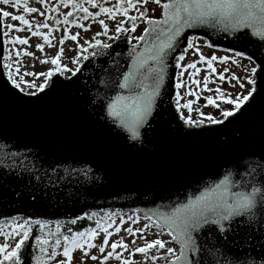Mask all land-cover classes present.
I'll return each instance as SVG.
<instances>
[{
    "label": "snow or ice",
    "instance_id": "6c2138e0",
    "mask_svg": "<svg viewBox=\"0 0 264 264\" xmlns=\"http://www.w3.org/2000/svg\"><path fill=\"white\" fill-rule=\"evenodd\" d=\"M148 2L149 0H115L113 5L108 6L106 0H54V3L52 0H38L39 7H30L28 0H0V5L22 10L17 14L0 10V37L3 38L0 39V51L5 54V60L11 57L9 49L3 45L29 44L27 36L10 35L11 32L18 33L25 28L32 37H38L43 41V43L34 45L39 52H43L45 45L53 46L51 41L55 39L54 32H61L59 45L63 46L66 41H71L75 46V56L70 58L71 64L75 66L73 69L61 65L60 58L65 49L60 47L50 58L39 61L41 64L51 63L52 67L45 71H25L23 75H20L22 65L17 62L15 69L11 64H4L3 68L6 71L0 72V75L7 78L12 88L33 98L35 102L38 93L47 95L60 87H71L78 83L77 71L80 70V64L83 61H89L90 56L94 57L97 54L109 56L115 72L114 75H108L106 80L101 79L100 83L113 94L105 98L101 119L106 120L108 125L114 126L133 146L143 144L141 130L151 127L155 98L159 95L160 85L165 80L169 57L172 58L174 67L181 69L172 77L175 80L172 84L175 90L183 88L185 94L192 97H196L201 90L200 87H196L200 81L195 78L201 72V67H198L194 61L181 64L185 61V53L191 51L198 57L199 64L205 66L203 90L205 92L214 91V96L203 97L205 101L203 106L210 105L213 108H219L216 101H224L230 105L229 108L220 110L222 119L207 115L206 119L210 125L227 126L255 105L258 98L264 99V0H166L163 3L161 0H151L152 4L161 8L159 19L148 15L150 11L146 6ZM46 4L47 8H45ZM85 4L98 11H89ZM61 7L65 9L64 12H60ZM130 12L134 14L130 15ZM48 13H59V18ZM25 14H39L42 20H36L34 16L31 19L26 18ZM76 14L80 15L73 18ZM101 16L103 18L98 19ZM5 18L18 22V25L6 24ZM106 20L112 22L111 35H109L110 28ZM45 21H54V25ZM84 22L97 23L101 31L96 32L90 38L83 39L81 43L80 32L71 33L69 29L74 26L84 32L90 31ZM138 22H142L145 26L139 35L133 36L132 33L137 30ZM60 25L64 27L61 29ZM197 25L216 28L237 42L248 40L252 43L249 37H259L260 43L255 45L253 53L247 52L246 49H227L229 52H234L235 57L246 59L252 65L250 68H245L247 88L235 74L226 76L229 72L228 67H224L222 71H217L214 67L215 61L231 60V63L236 65V59L229 56H205L201 53L198 44L194 43L196 37L187 33L181 37L185 28L194 29ZM101 35L106 36L112 42H127L129 50L125 59L127 60L130 56V62H127L128 70H122L119 59H117L121 53L117 52L113 57L109 52L113 45L97 38ZM137 45H142L139 52L135 50ZM204 45L212 46L207 39L204 40ZM89 48L92 49L91 52L88 51ZM72 50L68 49L69 52ZM12 51L17 56L35 58L33 52L23 48L19 50L13 48ZM149 60L153 62L147 68V73L154 74L151 77L142 71ZM185 69L191 70L187 71L186 75L188 82L196 87V91H191L185 81L180 79L185 74ZM112 70L110 68L109 72ZM14 72L17 78H14ZM65 72L70 75L65 76ZM209 73L215 75L222 83L230 84L235 81V85L244 89V92L231 97L221 87L209 89L207 87ZM53 75L57 78L52 79ZM25 76H39L43 82L36 85L26 81ZM60 77H63V81ZM73 77H76L75 81ZM141 77L152 80V85L147 90ZM25 87L33 88L34 91L25 92ZM180 100V92L176 91L174 104L177 112L183 108L187 109L189 114L194 110L197 115H204L200 112V107L192 108L195 100H186L183 104ZM95 102V100L92 101V103ZM229 117L232 119H227ZM179 119L189 129L193 127L203 129V120H193L190 115H181ZM192 134L194 133L191 131L186 133V135ZM21 155V153H12L13 157H21ZM30 163L25 155L23 158L13 160L10 168L5 167L7 171L20 168L33 173L35 183L32 178H29L28 183L15 192L17 197L30 199L33 202L41 198L42 188L52 187L62 192V185L75 181L78 175L88 177L92 172V169L86 165L83 169L64 167L62 174L60 167L52 166H49V170L40 172L30 167ZM234 175H239L240 179L234 180ZM44 196L46 198L47 193ZM168 209L167 212L159 214L162 223L156 226L162 231L151 239L147 238L148 233L145 231L148 225L135 229L129 227L121 229L119 225L114 226L115 233L123 231L136 237L135 240L130 239L127 243L123 238L110 242L109 237L113 235V232H109L103 225H98L100 231L103 232L98 245L93 243V238L98 235L96 230H90L87 236L83 233L79 235L73 233L71 241L65 236L63 238L64 247L60 253L63 259L58 260L57 264H72L74 249L81 253L78 264H84L85 257L98 261V264H105L110 259L117 260L119 264H145L147 261L151 264H157L158 261H163V264H264V150L259 153H246L240 163L226 169L211 185L206 184L199 194L186 201L169 205ZM85 215L91 219L90 214L85 213ZM81 218L76 217V219ZM17 219V217L9 218L8 224L11 231H0V236H3L4 240L0 243V264H21L19 253L25 242L29 241L27 225L30 221L13 223ZM120 223H124L123 219ZM40 226L43 227V224ZM241 233L243 243L237 244L233 239L232 247H228L227 238ZM163 235L169 239H163ZM252 239L257 241L256 245L251 244ZM10 240L11 243H9ZM36 240L39 241L40 238L37 237ZM137 241L140 243L137 244ZM40 243L43 244L46 241H40ZM56 243L58 244L59 241ZM254 247L260 248L259 255L253 253ZM93 248L98 249L102 255L98 257L90 254L89 250ZM41 251L44 250L41 249ZM134 254H140L143 259L134 261L132 259ZM56 256L57 252L53 247L51 258ZM33 259L35 264H40L37 258Z\"/></svg>",
    "mask_w": 264,
    "mask_h": 264
},
{
    "label": "water",
    "instance_id": "95a60500",
    "mask_svg": "<svg viewBox=\"0 0 264 264\" xmlns=\"http://www.w3.org/2000/svg\"><path fill=\"white\" fill-rule=\"evenodd\" d=\"M185 33L207 39L211 47L226 51L235 48L253 53L260 43L259 37H249L252 43L237 42L207 25L185 28L181 37ZM112 45L109 52L113 57L121 53L117 59L122 70H128L130 56L126 60L125 55L129 45L119 41ZM141 47L137 45L135 50L139 52ZM3 57L0 51V72H4ZM89 61L80 65L78 83L47 95L38 93L35 102L0 75V222L10 217H24L30 222L75 221L88 212L116 209L138 211L160 224L159 214L167 212L169 205L199 194L206 184L211 185L226 169L240 163L246 153L264 150V99L258 98L255 105L227 126L208 124L203 129H189L183 125L174 104L172 77L178 69L171 57L155 98L151 127L141 130L143 144L133 146L101 119L105 98L113 94L100 83L114 75L109 56L98 54L89 57ZM152 63L147 61L142 70L149 77L154 75L147 73ZM60 79L63 81V77ZM140 79L146 90L152 85L150 78ZM189 131L194 134L186 135ZM12 153L22 155L13 157ZM25 155L30 167L40 172L52 166L60 167L62 174L64 167L83 169L85 165L92 172L88 177L78 175L75 181L65 183L62 192L42 188L41 198L33 202L15 195L29 178L35 183L33 173L20 168L7 171L5 167L10 168L13 160ZM233 179L239 180L240 176L234 175ZM233 239L241 244L243 234L227 238L230 248ZM250 242L257 244L255 239ZM252 251L260 254L259 247Z\"/></svg>",
    "mask_w": 264,
    "mask_h": 264
},
{
    "label": "rangeland",
    "instance_id": "374dc122",
    "mask_svg": "<svg viewBox=\"0 0 264 264\" xmlns=\"http://www.w3.org/2000/svg\"><path fill=\"white\" fill-rule=\"evenodd\" d=\"M52 2L54 3V0H52ZM106 3L108 6H111L115 3V0H106ZM28 5L30 7H39L38 0H28ZM146 6L150 9V11L148 12V15L150 17H153L156 19L160 18L161 8L159 6L152 4L151 0H149L148 4ZM85 7H88L89 11H98V9H93L90 5H87V4H85ZM45 8H47V4L45 5ZM0 10L9 11V12H12L13 14H17L19 11H22V10L12 9L9 6H5V5H0ZM64 11H65V9L63 7H61L60 12H64ZM48 14L53 15L56 18H59V13H48ZM129 14L131 15L134 13L130 12ZM25 15H26V18H29V19H31L34 16L36 20H42V17H40L39 14H25ZM79 15L80 14H76V16H74L73 18H77ZM101 18H103V16L98 17V19H101ZM4 22L6 24L7 23H13V24L18 25V22L11 21L10 19H7V18H5ZM45 22L54 25V21H45ZM84 23L87 24V26L90 28V31L84 32L80 29L75 28L74 26L69 29V31L71 33L80 32V42L81 43H82L83 39L90 38L96 32L101 31V29L97 23H90V24H88V22H84ZM106 23L109 24V28H110L109 35H111L112 22L106 20ZM126 24H127V22H126ZM144 26L145 25L142 22H138L137 30L135 32H133L132 35L133 36L139 35L142 32V29ZM63 27H64V25H60L61 29ZM41 30L44 31V29H41ZM10 35H13V36L19 35L22 37L27 36L29 39L28 45H19V44H16V45L7 44V45H5V47H7L9 49V54H10L11 58L9 60H5L3 57V61H2L3 65L6 63L11 64L12 68L15 69L17 62H19L22 65V67L20 68V73H19L20 75H23V73L25 71L42 72V71L47 70L48 68H51L52 65L50 62L46 63V64H41L39 61L41 59L50 58L52 55L55 54V52L57 50H59L60 47H63L65 49L63 55L60 58L61 65H66L70 69H73L75 67L70 62V58L75 56L74 43L71 41H66L63 46L59 45L58 40L61 36V32H54L53 33V36L55 37V39H53L51 41L53 46L48 47L47 45H45L43 52L37 51L34 47L35 44L43 43V41L38 37H32L30 35V33L28 32L27 28H25L23 31H20L18 33L17 32H11ZM97 38L100 39L101 41L108 42L110 44L113 43L112 41H109L108 38L104 35H101ZM196 38L197 39L194 41V43L198 44V46L200 47L201 53L204 54L205 56H211V55H216L217 57L229 56V57L236 59V61H237L236 65L232 64L231 60H229V61H215L214 67H216L217 71H222L224 67H228L229 72L226 73V76H230L231 74H235L237 77L240 78L241 83H245V88L248 87V85L245 82V76H246L245 68L246 67L250 68L252 66L248 60L235 57L234 53L223 50V49L213 48L211 46L206 47L204 45L205 39L200 38V37H196ZM133 43H135V41H133ZM13 48H15L17 50L23 48L27 51H31L34 53L35 58L26 57L23 55L17 56L16 53L12 51ZM70 48L73 49L71 52L68 51V49H70ZM88 51L91 52L92 49L89 48ZM190 61L196 62L197 66L201 67V72L198 73L195 77L198 81H200V84L197 85L196 87H200L201 90L197 93L196 97L186 95L183 88L180 90H176V91L180 92V96H181L180 103L181 104H183L186 100H190V99L195 100V103L192 105V108L195 109L196 107H200V112L203 113L204 115H197V113L194 110L189 114L188 110L183 109V108L180 111V115H184V116L190 115L191 119L203 120L204 125H208V121L206 119L207 115H211L213 112H215V117H213V118L222 119V117L220 116V110L229 108L230 105H228L224 101H216V103L219 104V106H220L219 108H213L210 105L209 106H203L205 104L203 97L206 95H213L214 96V91L205 92L203 90V75H204V71H205V66H202L199 64L198 57L196 56V54L194 52H191V51H189L188 53H185V61H182L181 64L186 63V62H190ZM4 71H6V69H4ZM180 71H181V69L177 70V72H180ZM187 71H191V70L185 69L184 70L185 74L183 76H181L180 79L185 81V83L187 84L188 88L191 91H196V87H193L188 82V77L186 75ZM64 75L69 76L70 73L65 72ZM14 78H17L15 72H14ZM25 80L33 82L36 85H39L40 83L43 82L41 77H39V76H32V77L25 76ZM207 87L209 89H215L216 87H221L224 90V92L229 94L231 97H235V95L237 93H243L244 92V89H240L238 86L235 85V81H232L230 84L229 83H222L217 79V77L215 75H213L211 73H209V83H208ZM24 91L30 92V91H34V89L25 87ZM220 108H222V109H220ZM103 212H107V214L106 215L102 214ZM103 212L99 211V213H101V214L99 216H96V219L98 220V222L101 225H103L105 228H107L109 232H113V235L109 237L110 242H111V240H119V239L123 238L125 243H127L130 239L131 240L136 239L135 236H130L128 233H125L123 231H121L118 234L115 233L114 232V226H116V225H119V227L121 229H123L125 227L135 229L137 227H144L145 225H148V227L145 229V231H146V233H148L147 238H149V239L154 238L157 233H160L162 231V229H160L156 226L157 225L156 222H154L153 220H151L149 218L148 219L145 218L139 212H134V211L130 212V211H123V210H107V211H103ZM95 213H98V212H95ZM17 218L18 219L16 221H13V223H17V222L23 223L25 220H27L24 217H17ZM121 219H123V221H124L123 224L120 223ZM133 221L135 223H133ZM3 223H4V221L0 222V231H11V227H8V225H4ZM93 230H96L98 232V235L93 238V243L98 245L102 236H103V232L100 231L99 227H97L96 229H93ZM89 231L90 230L88 229V230H85V231L80 232V233H83L84 236H87ZM80 233H78V235ZM137 235H140V233H137ZM46 238H48V236H46ZM162 238L165 240L169 239L166 235H163ZM57 241H59L58 244L56 243ZM3 242H4L3 236H0V243H3ZM11 242L12 241L10 240L9 243H11ZM54 243L55 244L49 250L48 264H57L58 260L63 259V257L60 255V253L62 252V249L64 247V240L60 236H57L55 238ZM139 243L140 242L137 241V244H139ZM169 246H172V245H169ZM53 247H55V250L57 252V256L54 258H51V252L53 250ZM89 251H90V254L97 255L98 257L102 255L98 252V249H96V248L90 249ZM80 256H81L80 251L74 249V259L72 261V264H78V259ZM132 259L134 261H140L143 259V257L140 254H134ZM84 264H98V261H92V260H89L85 257L84 258ZM105 264H119V262L115 259H110L109 261H106ZM145 264H151V262L147 261V262H145ZM157 264H163V261H158Z\"/></svg>",
    "mask_w": 264,
    "mask_h": 264
},
{
    "label": "trees",
    "instance_id": "16d2710c",
    "mask_svg": "<svg viewBox=\"0 0 264 264\" xmlns=\"http://www.w3.org/2000/svg\"><path fill=\"white\" fill-rule=\"evenodd\" d=\"M211 116L215 117V112ZM100 214H90L91 219L85 215L74 223L68 221H56L52 223L43 221H38L39 223L37 221L29 222L27 225L29 228V241L25 242L19 253L21 264H35L34 257L40 261V264H48L49 250L55 244L54 241L57 236H60L62 239L67 236L71 241L73 233L78 234L88 229H96L98 225H101L96 219V216ZM102 214L106 215L107 212H103ZM3 224L10 227L8 220L4 221ZM41 224H43V227L40 226ZM37 237L40 238L39 241L36 240ZM40 241H46V243L42 244ZM41 249L44 251L42 252Z\"/></svg>",
    "mask_w": 264,
    "mask_h": 264
},
{
    "label": "bare ground",
    "instance_id": "6f19581e",
    "mask_svg": "<svg viewBox=\"0 0 264 264\" xmlns=\"http://www.w3.org/2000/svg\"><path fill=\"white\" fill-rule=\"evenodd\" d=\"M204 39V38H203ZM128 53V52H127ZM233 53V52H232ZM181 116V115H180ZM107 210H112V209H107ZM106 210V211H107ZM116 210V209H115ZM124 211V210H123ZM130 212H132V211H130ZM134 212H138V211H134ZM140 213V212H139ZM141 214V213H140ZM1 222H3V221H1Z\"/></svg>",
    "mask_w": 264,
    "mask_h": 264
}]
</instances>
